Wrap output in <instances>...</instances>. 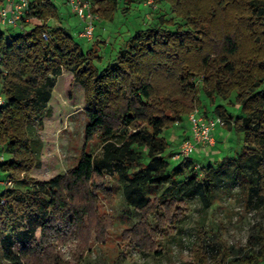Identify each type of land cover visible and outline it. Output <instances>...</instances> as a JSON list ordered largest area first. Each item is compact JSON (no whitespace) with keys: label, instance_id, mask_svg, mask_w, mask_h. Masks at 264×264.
<instances>
[{"label":"trees","instance_id":"16d2710c","mask_svg":"<svg viewBox=\"0 0 264 264\" xmlns=\"http://www.w3.org/2000/svg\"><path fill=\"white\" fill-rule=\"evenodd\" d=\"M102 22H114L121 7L134 0H90ZM172 19L138 29L104 68L95 46L85 52L61 26L50 0L30 1L29 19L42 24L11 34L0 29V79L5 104L0 107V180L14 187L0 195V227L11 230L0 243L6 264H69L57 246L61 224L85 231V220L104 243L112 220L99 215L100 196L112 202L106 177L123 182L125 201L141 215L124 231L126 241L144 252L159 254L157 227H171L183 218L187 200L200 198L208 208L226 170L249 187V203L264 206V0H164ZM174 18V19H173ZM57 20L52 30L50 20ZM177 19L182 26H177ZM25 21V20H24ZM49 39L45 40L43 34ZM197 77H203L200 88ZM60 81L71 102L81 93L85 111V143L76 166L66 174L35 182L30 175L37 157L28 139L31 124L48 108ZM201 91L216 104L236 94L242 114L234 117L222 105L226 127L243 136L245 147L222 168L209 165L200 177L181 165L170 169L171 143L164 133L202 108ZM102 142L93 157L86 147ZM223 170V171H222ZM183 176L179 180L178 177ZM246 179V180H245ZM31 186L22 190L19 185ZM186 186L179 196L152 199L147 187ZM248 186V185H247ZM245 188V186H244ZM187 264H264V248L244 258L224 254L210 261L201 251Z\"/></svg>","mask_w":264,"mask_h":264},{"label":"rangeland","instance_id":"374dc122","mask_svg":"<svg viewBox=\"0 0 264 264\" xmlns=\"http://www.w3.org/2000/svg\"><path fill=\"white\" fill-rule=\"evenodd\" d=\"M50 1L58 9L61 26L71 33L75 42L80 44L85 52L94 46L99 51L102 61L95 60L94 63L99 69L114 60L134 31L157 26L161 17L165 20L172 19L170 7L164 0H152V4H147L148 0H134L130 5L121 4L122 8L130 7L129 12L123 14L119 11L114 22H102L100 19L96 26L95 38L86 40L79 36L82 21L71 11L66 1ZM174 22L176 23L173 26L174 30L177 26H182L179 20L175 19ZM40 24L42 23L35 19L23 20L21 27L30 30ZM57 24V20L49 21L52 30L58 27ZM0 29L5 33L7 41L12 32L16 35L23 32L22 29L19 31L3 25H0ZM202 80L203 77L196 78L199 88ZM2 90L3 82L0 79V95ZM200 96L201 109L207 118L222 116V113L216 112L217 105H222L234 117L242 114L236 94L228 99L218 97L216 104L211 103L202 91ZM80 103L81 93L77 94L76 102L71 103L62 92L58 81L48 108L29 127L28 139L37 157L36 169L30 175L35 182L66 174L77 165L84 149L87 124L85 111ZM180 129L181 134L190 129L189 115L185 116L174 129L164 133L165 138L172 142L166 158L170 169L181 165V168L188 170V161L174 159L180 150V143L171 137L173 134L180 135ZM223 136L215 149L198 147L191 156L192 164L189 170L202 177L204 169L209 165H213L215 169H224L222 167L228 159L241 154L242 148L245 147L243 136L236 133L232 127H225ZM86 151L93 157H99L102 154V142L98 138L93 140L87 145ZM3 155L5 154L0 151V162L4 160ZM178 179H183V176ZM251 185L252 183L243 184L227 169L226 177L215 188L208 208L204 207L200 198L187 200L185 215L171 227H157L151 218L150 224L157 229L159 235L156 248L160 252L157 254L144 252L134 247L132 241L124 240V231L132 228L140 220L141 215L125 201L123 182L117 178L106 177V187L111 191L113 200L110 202L100 196L98 210L99 215H107L113 223L107 230L106 241L97 242L94 228L87 220L84 232L74 226L61 224L59 228L65 233L62 242L57 246V251L69 264H187L194 261L197 251L209 257L210 261L221 260L224 254H231L232 258H244L245 255L251 252L258 253L264 248V206L255 209L254 202L249 203ZM19 187L26 190L31 186L21 182ZM5 189L7 188L0 185V195ZM185 189V185L177 182L160 188L147 187L145 192L152 199H166L181 195ZM10 232L8 228L0 227V243ZM0 264H6L1 250Z\"/></svg>","mask_w":264,"mask_h":264},{"label":"built area","instance_id":"2783aa9c","mask_svg":"<svg viewBox=\"0 0 264 264\" xmlns=\"http://www.w3.org/2000/svg\"><path fill=\"white\" fill-rule=\"evenodd\" d=\"M4 5H0V23L3 26L20 27L24 32L26 28H22V21H29V0H3ZM71 11L82 21V31L79 36L86 40H93L96 34V26L100 20L99 16L93 12V5L90 0H65ZM152 0H148L147 4H152ZM43 37L48 40V34L44 33ZM5 104V98L0 95V107ZM190 136L180 146V150L175 154V160L191 159L192 154L196 152L198 147L208 148L216 145L213 136L217 127H226V121L219 116L206 117L197 108L189 115ZM0 185L6 188H12L13 182L10 180H0Z\"/></svg>","mask_w":264,"mask_h":264},{"label":"crops","instance_id":"0c3cea01","mask_svg":"<svg viewBox=\"0 0 264 264\" xmlns=\"http://www.w3.org/2000/svg\"><path fill=\"white\" fill-rule=\"evenodd\" d=\"M5 4V1H3V0H0V5L2 6V5H4ZM0 25H1V23H0ZM9 27H11V26H9ZM11 28H14L15 30H21V28L20 27H11ZM14 32H12L11 34H13ZM22 33V32H21ZM2 95V94H1ZM201 110V113L205 116V112H204V110L203 109H200ZM209 117H216V116H209ZM180 128V127H179ZM224 130H225V128H223V127H217V129L214 131V133H213V136H214V138H215V140H216V145L214 146V147H211L212 149H215L216 147H217V145H218V141H220V140H222L223 139V132H224ZM182 133V130L180 129V135H177V134H173L172 135V137H171V139H174L176 142L178 141L180 144H179V147L181 146V144L184 142V140H186V139H188L189 138V136H190V129H188V130H186L183 134H181ZM174 136V137H173ZM177 139H179V140H177ZM169 142L170 143H172L170 140H169ZM177 149V148H176ZM177 151V150H176Z\"/></svg>","mask_w":264,"mask_h":264}]
</instances>
